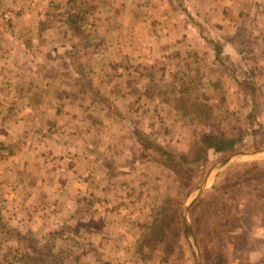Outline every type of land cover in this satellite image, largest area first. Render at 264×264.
I'll use <instances>...</instances> for the list:
<instances>
[{
  "label": "crops",
  "instance_id": "1",
  "mask_svg": "<svg viewBox=\"0 0 264 264\" xmlns=\"http://www.w3.org/2000/svg\"><path fill=\"white\" fill-rule=\"evenodd\" d=\"M32 1L0 0V264H140L141 136L264 111V0Z\"/></svg>",
  "mask_w": 264,
  "mask_h": 264
},
{
  "label": "rangeland",
  "instance_id": "2",
  "mask_svg": "<svg viewBox=\"0 0 264 264\" xmlns=\"http://www.w3.org/2000/svg\"><path fill=\"white\" fill-rule=\"evenodd\" d=\"M9 12L14 17L20 14L7 11L0 16ZM254 112L255 115L252 108L249 114L242 106L233 113L234 122L227 113L220 120L203 119L194 130L169 141L165 137L150 138L173 153L192 158L198 155L202 161L180 174L173 167L168 170L160 164L161 174L143 192L146 206H142V234L134 250L140 264H195L182 218L183 208L211 166L236 151L264 149V111L256 105ZM208 134L243 136L244 143L235 151L217 154L201 144L202 137ZM162 160L159 154L158 161ZM263 162L251 158L232 162L213 176L206 192L192 207L189 220L203 264H264Z\"/></svg>",
  "mask_w": 264,
  "mask_h": 264
},
{
  "label": "trees",
  "instance_id": "3",
  "mask_svg": "<svg viewBox=\"0 0 264 264\" xmlns=\"http://www.w3.org/2000/svg\"><path fill=\"white\" fill-rule=\"evenodd\" d=\"M193 19L192 17H190ZM194 20V19H193ZM217 52V60L222 61L220 59V54L222 52V46L217 44L214 41H210ZM232 77L237 82L239 86H243V90H247L250 94L254 95L256 93V88L252 84V79L246 72H240L238 68L233 67L231 69ZM245 88V89H244ZM252 117V114L250 115ZM141 139H143L144 144L149 148L152 149L154 152L160 154L163 158L162 161L159 163L166 167L168 170L173 167V171L176 173H183L188 169L191 164L198 163L202 161V157L196 155L194 158L192 157H185L179 154L173 153L169 151L167 148L163 147L160 144L153 143L150 137L146 135H142ZM244 143V137H222L215 134H208L202 137L201 144L204 146L205 149L209 151H213L217 154H226L228 152L235 151L239 149ZM264 163V162H263Z\"/></svg>",
  "mask_w": 264,
  "mask_h": 264
},
{
  "label": "water",
  "instance_id": "4",
  "mask_svg": "<svg viewBox=\"0 0 264 264\" xmlns=\"http://www.w3.org/2000/svg\"><path fill=\"white\" fill-rule=\"evenodd\" d=\"M242 158H251V159H258V160H264V149L260 150H241L236 151L232 154H230L225 159L221 160L220 162L214 164L211 166L206 175L204 176V179L199 187V189L193 193L189 199L187 200V203L182 211V218L186 230V236L188 238L190 250L194 259L195 264H203V258L202 253L200 250L199 242L196 238L195 231L193 228V225L191 224L189 220V213L192 209V207L196 204V202L201 198V196L206 192L209 183L213 176L221 171L223 168L230 165L232 162L237 161Z\"/></svg>",
  "mask_w": 264,
  "mask_h": 264
},
{
  "label": "built area",
  "instance_id": "5",
  "mask_svg": "<svg viewBox=\"0 0 264 264\" xmlns=\"http://www.w3.org/2000/svg\"><path fill=\"white\" fill-rule=\"evenodd\" d=\"M44 4H47V0H34L32 3H31V7L32 8H34V10H36V11H38V9H39V11L41 10V8H42V6L44 5ZM41 13V12H40ZM13 18H14V16L12 15V13H6L5 15H4V19L6 20V21H12L13 20Z\"/></svg>",
  "mask_w": 264,
  "mask_h": 264
}]
</instances>
